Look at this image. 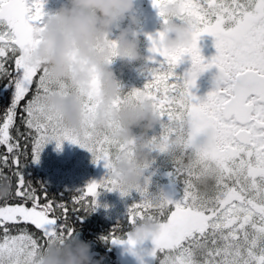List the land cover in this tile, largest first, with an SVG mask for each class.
I'll return each instance as SVG.
<instances>
[{
  "label": "snow or ice",
  "instance_id": "1",
  "mask_svg": "<svg viewBox=\"0 0 264 264\" xmlns=\"http://www.w3.org/2000/svg\"><path fill=\"white\" fill-rule=\"evenodd\" d=\"M161 2L152 0L155 8ZM44 3L0 0V80L6 79L0 93H11L0 120V147L6 151L0 157V177L9 178L4 168H16L12 175L17 178L15 191L0 197V264H34L50 242L78 234L62 222L68 218L67 204L50 199L46 187L38 194L19 170L22 149L11 135L18 114L29 130L32 161L39 162L53 140L58 148L65 140L78 144L91 152L94 163L103 161L108 171L100 179L71 190L79 193L71 201L79 205L72 209L78 222L100 206L102 192L139 193L104 239L134 250L137 241L130 231L117 236V227L130 229L152 215L160 222L149 238L152 264H264V0H183V15L193 25V40L186 47L167 49L161 45L163 32L147 34L150 51L165 59L148 69L151 78L143 88L127 95L150 99L160 116L150 134V151L153 164L159 155L171 160L170 192L153 190L155 170L133 190L110 175L121 153L135 155L131 145L136 140L128 145L114 140L109 129L97 128L87 116L82 128L70 129L61 116L46 110L42 95L52 90L77 92L86 114L95 111L98 100L92 92L51 80L46 68L29 63L26 54L39 43L35 34L43 27ZM204 34L215 37L217 51L210 59L199 46ZM186 56L201 71L218 69L204 97L193 92L196 76L176 72ZM125 99L118 98L117 106ZM11 199L20 202L12 204ZM29 225L39 238L28 231Z\"/></svg>",
  "mask_w": 264,
  "mask_h": 264
},
{
  "label": "clouds",
  "instance_id": "2",
  "mask_svg": "<svg viewBox=\"0 0 264 264\" xmlns=\"http://www.w3.org/2000/svg\"><path fill=\"white\" fill-rule=\"evenodd\" d=\"M135 7L136 0H64L58 10L45 12L43 27L35 34L39 43L26 54L29 63L47 69L51 80L96 95L95 111L86 114L77 92L65 89L44 93L46 110L61 116L65 126L80 129L87 116L97 128L109 129L114 140L126 145L136 140L131 145L135 155L121 153L113 160L110 171L112 178L128 190L145 183L153 164L150 134L161 122L150 99L123 91L113 68L117 59L129 64L144 59L139 39L141 21L133 12ZM183 8V0H162L157 8L162 18L159 32L164 33L162 47L177 49L192 43V20L183 15ZM181 16L183 20L178 19ZM186 71L196 76L197 81L207 72L193 63ZM122 96L126 99L117 106ZM11 189V179L0 177V197L7 196ZM159 227L158 218L146 215L129 231L138 245L149 240ZM137 255L141 259L143 254ZM34 264H99V261L94 258L92 243L81 239L78 232L50 242Z\"/></svg>",
  "mask_w": 264,
  "mask_h": 264
},
{
  "label": "rangeland",
  "instance_id": "3",
  "mask_svg": "<svg viewBox=\"0 0 264 264\" xmlns=\"http://www.w3.org/2000/svg\"><path fill=\"white\" fill-rule=\"evenodd\" d=\"M59 2L64 0H45L44 11L54 12L60 7ZM55 4V5H54ZM133 12L140 18V50L144 59L134 61L131 64L125 63L117 59L113 66L120 70L117 74L121 80L123 91L129 92L134 88H143L145 83L151 78L148 71L151 67H158L159 63L165 58L159 54H153L150 51L151 41L148 39L149 33L157 35L162 23V18L158 15V9L153 6L152 0H136V7ZM127 21H125V24ZM115 36L117 34L114 31ZM113 35V38H115ZM204 57L210 59L216 54L215 37L210 34H204L199 40ZM155 55V60H150L149 57ZM192 61L189 56H186L183 61L177 66V73H184L191 67ZM165 67L167 65L165 64ZM217 70L213 67L205 72L197 81V87L193 92L200 97H204L213 87V77ZM124 74V75H121ZM39 166L47 171L49 180L54 183H63L69 188H80L86 185L93 179H100L108 170L104 167L103 161L99 164L94 163L90 151L82 148L78 144H74L65 140L61 147H57L55 140L49 142L43 148L38 162ZM172 163L169 157L159 155L156 157L155 163L152 164L148 172L155 170V175L152 176V188L155 191L163 189L166 192L171 191V183L167 173L171 170ZM139 199V193L135 190L129 196H122L119 191L102 192L99 201L98 210L108 219H119L128 210V206L134 200ZM145 243V242H144ZM139 245V244H138ZM138 245L135 249L130 245L121 244V257L125 260L133 261L138 253ZM152 248L153 244L145 243V246ZM138 249V250H137Z\"/></svg>",
  "mask_w": 264,
  "mask_h": 264
},
{
  "label": "trees",
  "instance_id": "4",
  "mask_svg": "<svg viewBox=\"0 0 264 264\" xmlns=\"http://www.w3.org/2000/svg\"><path fill=\"white\" fill-rule=\"evenodd\" d=\"M62 3L59 2V5ZM55 5V4H54ZM115 36V33H113ZM115 69V66H113ZM116 73H119V69L116 67ZM124 75V74H121ZM6 83L5 80H0V84ZM11 93H0V120L3 119L4 110L10 104ZM22 106V105H21ZM19 133V134H18ZM11 135L17 140L20 144L22 151L19 153L20 157V171L25 174L26 182L34 187L37 190V193L42 196L43 189L46 187L48 196L50 199H54L57 202L65 203L68 206V218L67 220L62 221L68 227L75 228L77 232H79L81 239L85 241H90L92 243V251L94 254V258L99 261V264H142L140 256L136 255L133 261L125 260L121 257L120 246L121 244L112 243L110 240L104 239L107 237L113 228V225L117 223L118 220L123 219L127 212L119 219H108L105 215H103L98 208L89 214L82 222H78L76 219V214L73 213L72 209L74 207H79V205L72 204V197L79 195L75 190L77 188H69L63 183H54L49 180V174L45 169L39 166L38 162L32 161V141L29 138V130L24 125V123L20 120L19 114L15 121V126L11 129ZM27 148V151H23V149ZM6 154V151L3 147H0V157ZM12 163L11 156L9 157V164ZM0 167H2V161H0ZM172 169V167H171ZM3 171L9 176L11 179L12 190L15 191V187L17 184L16 176L12 175L13 172L16 171V168H4ZM170 182V180H168ZM20 201L17 199H11L10 203L15 204ZM43 199L41 203H43ZM81 215L83 213H80ZM57 216H61L62 213L59 209L56 211ZM20 227H23L21 225ZM130 229L125 226L123 228L117 227L115 235L124 236L127 231ZM28 231L35 233L36 237H40V233L31 225L28 226ZM145 243H150L152 245V241L146 240ZM145 243L139 244L138 253H142L144 255V264H152L151 258L147 256V252L151 250L148 246H145Z\"/></svg>",
  "mask_w": 264,
  "mask_h": 264
},
{
  "label": "flooded vegetation",
  "instance_id": "5",
  "mask_svg": "<svg viewBox=\"0 0 264 264\" xmlns=\"http://www.w3.org/2000/svg\"><path fill=\"white\" fill-rule=\"evenodd\" d=\"M215 68V67H214ZM215 70H217L216 68H215Z\"/></svg>",
  "mask_w": 264,
  "mask_h": 264
}]
</instances>
